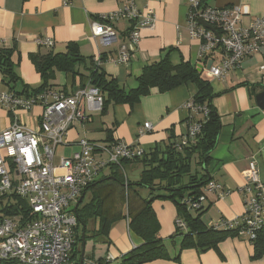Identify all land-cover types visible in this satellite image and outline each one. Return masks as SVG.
I'll use <instances>...</instances> for the list:
<instances>
[{
	"label": "crops",
	"instance_id": "crops-1",
	"mask_svg": "<svg viewBox=\"0 0 264 264\" xmlns=\"http://www.w3.org/2000/svg\"><path fill=\"white\" fill-rule=\"evenodd\" d=\"M123 1L0 0V46L16 47L13 56L15 71L23 84L33 88L40 84V77L30 55L49 50L40 47L38 39L51 40V50L57 53L64 52L65 45L73 42L83 57L104 55L106 60L100 65L101 68L125 90L134 88L142 69L159 62L168 55L170 49L168 59L173 66L178 65L181 59L192 66H206L207 63L198 57V42L190 40L188 35V0L140 1V8L152 10L155 22L152 28L140 32L138 46L133 51L127 48V32L131 23L120 20L111 22L117 35L116 42L109 47H101L97 40L91 38L90 22L99 15L116 11ZM206 4L213 8L240 6L242 26H247L254 18L264 17V0H206ZM124 49L129 50L130 58L126 64H118L116 59ZM215 56H218V52L212 58ZM263 62L264 52L245 58L238 68L219 80L211 79L208 72L202 70L216 95L212 105L221 124L206 172L213 182L223 187L221 196L203 191L202 206L206 212L202 222L206 226L222 220L231 221L243 214L244 201L239 190L245 184L244 173L251 157L256 161L264 195V108H259L255 101V96L264 92ZM80 72L84 74L82 70ZM53 84L66 87L67 93L84 87L78 81L71 86L62 74H56ZM4 90L0 74V92ZM195 93L196 86L186 83L168 92L152 90L129 109L125 105H110L104 115H93L87 123L75 124L67 131L62 147L63 152L68 151V155L63 157H70L77 151V141L83 137L103 144L106 130L111 132L113 140L141 147L144 151L154 148L164 150L171 136L172 141H178L190 126L192 116L184 106ZM29 111L28 114H11L0 109V131L14 121L30 128L35 127L41 108L35 106ZM146 122L151 124L152 129L139 135ZM106 174L102 173L97 182H101ZM152 209L160 225V238L166 240L174 234L176 210L168 201H154ZM113 232L116 233L115 239L111 238ZM108 237L111 243L106 254L114 258L121 257L140 244V240L129 232L124 219L112 225ZM168 246L171 252L173 249L170 244ZM110 247L113 252H109ZM218 249L221 258L213 250L202 253L184 250L180 253L178 263L161 260L147 264H264V258L251 260L253 247L241 238H229L220 243Z\"/></svg>",
	"mask_w": 264,
	"mask_h": 264
},
{
	"label": "built area",
	"instance_id": "built-area-1",
	"mask_svg": "<svg viewBox=\"0 0 264 264\" xmlns=\"http://www.w3.org/2000/svg\"><path fill=\"white\" fill-rule=\"evenodd\" d=\"M140 1L124 0L116 11L97 16L90 22L91 38L101 47L111 46L117 40L111 22L125 20L131 23L127 48L133 51L140 41V32L152 28L155 22L152 10L140 8ZM187 31L190 40L199 44L198 57L205 64L212 62L207 71L211 79H223L243 59L264 52V17L254 18L242 26L240 6L213 8L202 6L200 0H188ZM37 44L47 49L53 46L48 39H38ZM129 50H122L116 63L126 64ZM215 52L218 56L212 58ZM101 57V54L93 57L98 66L102 64ZM261 69L264 70V62ZM35 106L41 108L35 127L14 121L0 131V264H71L69 255L75 243L76 226L73 206L104 170L119 166L122 160L141 157L144 149L117 140L110 146L100 145L83 137L77 141V151L70 157L56 160V149L64 145L67 131L101 113V93L89 84L69 95L49 91L34 98H18L0 92V109L11 114L17 109L29 111ZM184 107L191 113L192 121L174 146L178 151L193 143L200 134L201 124L193 117L203 118L207 114L206 108L195 105L192 100ZM151 129V124L146 122L139 135ZM244 178L245 184L239 190L244 201L243 214L228 221V225L231 228L242 224L239 237L252 239L253 231L258 230L264 218V195L253 157ZM204 190L221 196L223 187L210 181ZM12 194L25 201L34 216L32 220L22 222L3 213L5 199ZM174 223L182 226L179 220ZM222 223L213 225L219 227ZM243 227L246 230L241 231ZM107 259L114 257L108 255ZM82 264L94 263L83 261Z\"/></svg>",
	"mask_w": 264,
	"mask_h": 264
},
{
	"label": "trees",
	"instance_id": "trees-1",
	"mask_svg": "<svg viewBox=\"0 0 264 264\" xmlns=\"http://www.w3.org/2000/svg\"><path fill=\"white\" fill-rule=\"evenodd\" d=\"M200 4L207 5L206 0H200ZM171 50L167 51L168 55ZM15 53L14 45L10 48L0 46L2 85L4 92L14 97L34 98L49 91L69 95L71 93L66 92V87L53 84L56 74H62L71 86L78 81L81 87L89 84L100 91L103 106L98 115L102 116L110 105H125L129 109L152 90L163 93L192 83L196 86V93L191 100L207 111L203 118L193 117L200 122L201 131L190 145L178 151L174 147L177 141H172L171 136L164 150L154 148L144 151L141 157L122 160L119 166L108 167L101 182L96 181L85 190V194H90L88 200H82L75 211L74 206L71 210L76 219L75 243L69 255L71 264H78L82 234L85 240L83 261L94 264H147L161 260L178 263L184 250L198 253L213 250L221 258L219 244L229 238H240L238 232L242 224L229 228L226 220L220 221L223 223L219 227L213 224L206 226L202 222L206 212L202 206L203 191L206 184L212 181L206 168L210 162L209 155L217 144L221 124L212 105L216 95L210 81L196 66L183 59L173 66L165 55L159 62L146 65L136 79V86L125 90L115 78L95 64L93 57H83L77 45L70 42L65 45L64 52L49 49L30 55L40 77V84L33 88L20 81L13 61ZM105 60L102 55L101 62ZM105 133V142L100 145L114 144L111 132L106 130ZM193 165L198 168H193ZM132 172H137L136 179H131L132 175L128 174ZM144 191H147V196L143 195ZM6 198L2 210L6 216L22 219V222L34 218L23 199L13 194ZM154 201L170 202L176 210L175 220L182 223L180 227L174 226V234L167 242L159 236L160 225L152 209ZM121 219L127 221L129 232L140 240V244L121 257L109 260L106 254L111 243L108 233L112 225ZM253 232L254 238L241 239L252 245L251 260L255 261L264 258V221ZM168 244L173 249L171 252Z\"/></svg>",
	"mask_w": 264,
	"mask_h": 264
},
{
	"label": "water",
	"instance_id": "water-1",
	"mask_svg": "<svg viewBox=\"0 0 264 264\" xmlns=\"http://www.w3.org/2000/svg\"><path fill=\"white\" fill-rule=\"evenodd\" d=\"M200 24L203 27H205V28H207L209 30H213V28L211 26H209L207 24H204L203 22H200ZM211 65H212V62L211 61H208L205 67L198 65V66H196V68H197V70L199 72H201L203 69H205L206 71H208L209 68L211 67ZM255 101H256V104H257V106L259 108H264V92H261V93L257 94L255 96ZM98 182H100V181H98ZM83 196H84V194L78 199L77 203L74 205L73 211H75L77 209V207L79 206V204L82 201ZM81 240H82V243H81V253H80V257H79L78 264H82L83 263V259H84V251H85L84 234L81 235Z\"/></svg>",
	"mask_w": 264,
	"mask_h": 264
},
{
	"label": "rangeland",
	"instance_id": "rangeland-1",
	"mask_svg": "<svg viewBox=\"0 0 264 264\" xmlns=\"http://www.w3.org/2000/svg\"><path fill=\"white\" fill-rule=\"evenodd\" d=\"M216 62H218V60H216ZM58 84L60 85V82L58 81ZM58 84H56V85H58ZM4 112H6V110H4ZM15 112H20V113H24V114H28V113H30V111H26V110H20V109H17ZM98 131H94L93 133H97ZM89 138V137H88ZM72 151V150H71ZM68 155V151L67 152H63V147L62 146H58L57 147V149H56V152H55V159L57 160V159H59L60 157H63V156H67ZM108 172V170L106 169V170H104V172H103V175L104 174H106ZM128 174H131L132 176H131V179H136V175H137V172H132V173H128ZM143 195L144 196H147V191H144L143 192ZM89 196H90V194H89V192L86 194V196H85V198H84V202H86L87 200H88V198H89ZM119 228V225L118 226H116V229H118ZM160 236V235H159ZM115 237H116V233H112L111 234V238L113 239H115ZM169 239V238H168ZM168 239H166V240H164L165 242H167L168 241ZM110 251L109 252H113V249L110 247V249H109Z\"/></svg>",
	"mask_w": 264,
	"mask_h": 264
},
{
	"label": "flooded vegetation",
	"instance_id": "flooded-vegetation-1",
	"mask_svg": "<svg viewBox=\"0 0 264 264\" xmlns=\"http://www.w3.org/2000/svg\"><path fill=\"white\" fill-rule=\"evenodd\" d=\"M85 196H86V194L84 193V196H83L82 200H84Z\"/></svg>",
	"mask_w": 264,
	"mask_h": 264
}]
</instances>
